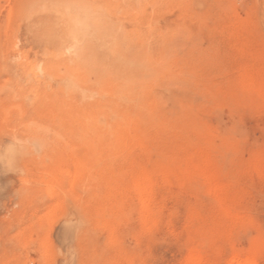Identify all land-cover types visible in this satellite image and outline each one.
I'll return each mask as SVG.
<instances>
[{"label": "rangeland", "instance_id": "obj_1", "mask_svg": "<svg viewBox=\"0 0 264 264\" xmlns=\"http://www.w3.org/2000/svg\"><path fill=\"white\" fill-rule=\"evenodd\" d=\"M58 2L0 0V264H264V0Z\"/></svg>", "mask_w": 264, "mask_h": 264}, {"label": "bare ground", "instance_id": "obj_2", "mask_svg": "<svg viewBox=\"0 0 264 264\" xmlns=\"http://www.w3.org/2000/svg\"><path fill=\"white\" fill-rule=\"evenodd\" d=\"M55 1H56V0H55ZM58 1H59V0H58ZM60 1H61V0H60ZM73 1H74V0H72V3H73ZM86 1H87V0H86ZM110 1H112V0H110ZM119 1H120V0H119ZM121 1H124V0H121ZM140 1H142V0H140ZM38 2H39V0H38ZM79 2H80V1H79ZM88 2H89V1H88ZM128 2H130V1H128ZM138 2H139V0H138ZM54 3H55V2H53V4H54ZM59 3H61L62 6L65 7V4H63V3H64V0H62V2H58L57 6L59 5ZM65 3H66V2H65ZM72 3L69 4V5H72V6H73ZM74 3H75V2H74ZM81 3H82V2H81ZM66 4H67V3H66ZM83 4H84V3H83ZM83 4H82V5H83ZM89 4H90V3H89ZM158 4H159V6H161L160 3H158ZM87 5H88V4H87ZM96 5H97V4H96ZM156 5H157V2H156ZM52 6L54 7L55 5H52ZM78 6H79V5H78ZM94 6H95V5H94ZM117 6H119V5H117ZM117 6L114 7V8H117V9H118ZM126 6H128V5H126ZM143 6H144V5H143ZM45 7H46V6H45ZM55 7H56V6H55ZM58 7H59V6H58ZM66 7H67V6H66ZM73 7H74V6H73ZM73 7H72V8H73ZM83 7H84V6H83ZM92 7H93V4H92ZM92 7L90 6V8H92ZM141 7H142V5H141ZM156 7H157V6H156ZM88 8H89V7H88ZM88 8L86 7V8H84V9L87 10ZM97 8H98V7L96 6V9H97ZM112 8H113V7H112ZM128 8H129V6H128L127 8H125V9L123 8V10H129V11H130V9H128ZM130 8H132V7H130ZM144 8H145V7H144ZM53 9H54V8H53ZM62 9H63V8H62ZM69 9H70V7H69ZM75 9H80V8H76V7H75ZM84 9H83V10H84ZM94 9H95V8H94ZM94 9H93V10H94ZM98 9H99V8H98ZM101 9H103V7H101ZM132 9H134V7H133ZM135 9H137V8L135 7ZM135 9H134V10H135ZM37 10H38V9H37ZM57 10H58V9H57ZM57 10H56V11H57ZM64 10H65V9H64ZM64 10H63V11H64ZM73 10H74V9H73ZM83 10H82V11H83ZM104 10H105V9H104ZM141 10H142V8H141ZM56 11H55V12H56ZM63 11H62V12H63ZM70 11H71V10H70ZM82 11H80V12H82ZM105 11H106V10H105ZM132 11H133V10H132ZM132 11H131V12H132ZM139 11H140V10H139ZM143 11H144V10H143ZM9 12H10V11H9ZM62 12H61V13H62ZM76 12H78V10H76ZM80 12H79V13H80ZM85 12H87V11H85ZM88 12L91 13V12H94V11H91V10H90V11H88ZM113 12H114V11H113ZM124 12H125V11H124ZM127 12H128V11H127ZM131 12H130V13H131ZM141 12H142V11H141ZM6 13H7V12H6ZM56 13H57V12H56ZM67 13H68V12H67ZM71 13H72V12H71ZM74 13H75V12H74ZM107 13H108V12H107ZM114 13H115V12H114ZM139 13H140V12H139ZM139 13H137V14H139ZM142 13H144V12H142ZM65 14H66V13H65ZM108 14H109V13H108ZM110 14H111V13H110ZM121 14H122V13H121ZM126 14H127V13H126ZM59 15H60V14H59ZM68 15H69V13H68ZM68 15H67V16H68ZM71 15H73V14H70V16H71ZM76 15H78V14H76ZM96 15H97V14H96ZM111 15H112V14H111ZM111 15H110V16H111ZM118 15H119V14H118ZM131 15H132V14H131ZM67 16H65V18H66ZM79 16L81 17V15H79ZM115 16H116V15H115ZM125 16H126V15H125ZM148 16H149V15H148ZM8 17H9V16H8ZM68 17H69V16H68ZM68 17H67V18H68ZM74 17H75V16H74ZM83 17H84V16H82V18H83ZM89 17H90V16H89ZM89 17H88V18H89ZM96 17H97V16H96ZM99 17H100V16H99ZM99 17H98V18H99ZM116 17H117V16H116ZM126 17H127V16H126ZM129 17H130V14H129ZM63 18H64V17L62 16V19H63ZM76 18L79 19L78 16H76ZM103 18H104V16H103ZM105 18H106V17H105ZM113 18H114V17H113ZM113 18L111 17V19H113ZM135 18H136V17H135ZM70 19H71V18H70ZM78 19H76V20H78ZM96 19H97V18H96ZM96 19H95V21H96ZM101 19H102V18H100V20H101ZM115 19H116V18H115ZM67 20L69 21V19H67ZM72 20H74V19H72ZM105 20H106V19H105ZM105 20H103V21H98V20H97V22H99V25H97V26H98V27H97L98 29L100 28L99 26H101V24H100L101 22H103V24H105L104 22H108L110 19L108 20V18H107L108 21H107V20L105 21ZM120 20H121L120 22H122V18H121ZM123 20H124V19H123ZM126 20H127V19H126ZM133 20H134V19L132 18V19H130L129 22H131V21H133ZM68 21H67V22H68ZM74 21H75V20H74ZM136 21L138 22V19H136ZM64 22H65V21H64ZM71 22H72V21H71ZM76 22H78V21H76ZM88 22H90V21H88ZM97 22H96V23H97ZM120 22H119V23H120ZM127 22H128V20H127ZM129 22H128V23H129ZM134 22H135V21H134ZM93 23H94V22H93ZM109 23H111V21L108 22V23H106L105 25H107V24L109 25ZM124 23H125V22H124ZM65 24H66V23H65ZM67 24H68V23H67ZM67 24H66V25H67ZM69 24H70V23H69ZM114 24H115V23H114ZM125 24H126V23H125ZM132 24H133V26H134V24H139V23H132ZM140 24H141V23H140ZM90 25H91V23H89V27H90ZM111 25H113V24H111ZM111 25H109V26L112 27ZM116 25H117V23H116ZM116 25H115V26H116ZM129 25H130V23H129ZM129 25H128V26H129ZM68 26H69V25H68ZM91 26H92V25H91ZM102 26H103V25H102ZM102 26H101V28H100L101 30H103V29L106 30V31L108 30V29H105V27L103 28ZM119 26H121V27L123 28L122 24L119 25ZM135 26H136V25H135ZM85 27H86V26H85ZM95 27H96V26H95ZM107 27H108V26H107ZM113 27H114V26H113ZM121 27H120V28H121ZM138 27H140V26H138ZM102 28H103V29H102ZM122 28H121V29H122ZM127 28H128V27H127ZM129 28H130V27H129ZM129 28H128V30H129ZM133 28H134V27H133ZM133 28H132V29H133ZM136 28H137V27H136ZM141 28H142V27H141ZM68 29H69V28L67 27V29H65V30H68ZM91 29H92V28H91ZM100 29H99V30H100ZM110 29H112V28H110ZM110 29H109V31H111ZM114 29H115V28H114ZM123 29H124V28H123ZM123 29H122V30H123ZM130 29H131V28H130ZM65 30H64V33H65ZM69 30H71V29H69ZM81 30H82V29H81ZM84 30L87 31V30H89V28L84 29ZM99 30H96V28H95L94 31H95V32H98ZM101 30H100L99 32H101ZM122 30H121V33H122ZM139 30H140V29H138V31H139ZM94 31H93L92 33H94ZM106 31H105V33L108 34L109 32H106ZM112 31H113V30H112ZM116 31H117V30L115 29V33H119L118 31H117V32H116ZM125 31H126V30H124L123 33H125ZM133 31H135V33L133 32L135 35H136V33L138 32V31L136 32V29H135V28H134ZM7 32H8V31H7ZM67 32H68V31H67ZM82 32H83V31H82ZM89 32H91V31H89ZM130 32H131V33H130ZM130 32H129L130 34H133L131 30H130ZM68 33H69V32H68ZM70 33H71V32H70ZM70 33H69L68 35H67V34H64V35L69 36ZM86 33H88V32H86ZM92 33H91V37L93 36L94 38H96V37L94 36V34H92ZM103 33H104V32H103ZM103 33H102V35H100V36L97 35V36H99L100 38H101V36L104 37L105 35H104ZM7 34H8V33H7ZM96 34H97V33H96ZM100 34H101V33H100ZM107 34H106V35H107ZM134 34H133V35H134ZM83 35H84V34H83ZM110 35L113 36V33H112V34L110 33ZM6 36H7V35H6ZM78 36H79V34H78ZM78 36H76V37H78ZM112 36H111V38H112ZM76 37H75V35H74V38H73V39H75ZM106 37L109 38L110 36H109V37L106 36ZM125 37H126V36H125ZM128 37H131V36H128ZM65 38H66V36L64 37V39H65ZM85 38H87V37L84 36L83 39H85ZM119 38H122V39H123V37H119ZM131 38H132V37H131ZM131 38H130V39H131ZM61 39L64 40L63 38H61ZM87 39H89V38H87ZM101 39H102V38H101ZM105 39H106V38H105ZM113 39L115 40L114 36H113ZM122 39L119 40V43H120V41H121ZM125 39H127V38H125ZM68 40H69V39H68ZM80 40H81V39H80ZM85 40H86V39H85ZM85 40H83V41H85ZM89 40H90V39H89ZM95 40H96V39H95ZM103 40H104V38H103ZM103 40H102V41H103ZM106 40H107V39H106ZM111 40H112V39H110V42H112ZM114 40H113V41H114ZM116 40L118 41V37L116 38ZM116 40H115V41H116ZM136 40H137V39H136ZM65 41H66V40H65ZM86 41H87V40H86ZM100 41H101V40H100ZM134 41H135V40H134ZM63 42H64V41H63ZM63 42H62V43H63ZM90 42H91V41H90ZM90 42H89V43H90ZM96 42H97V40H96ZM96 42H95V43H96ZM103 42H104V41H103ZM140 42H141V41H140ZM140 42H139V43H140ZM64 43H66V42H64ZM64 43H63V44H64ZM79 43H80V42H79ZM84 43H85V42H84ZM115 43H116V42H115ZM115 43H114V44H115ZM71 44H72V43H71ZM71 44H70V45H71ZM98 44H99V43H98ZM112 44H113V43H110V44H108V45H112ZM114 44H113V45H114ZM123 44L125 45V42H124ZM130 44H133V43H130ZM70 45H69V46H70ZM81 45H83V43H81ZM81 45L76 46L75 48L82 47ZM88 45H89V44H88ZM103 45H104V44L101 43V44H100V47H101V46L103 47ZM115 45H116V44H115ZM120 45H122V43H121ZM120 45L118 44V46H120ZM143 45H144V44H143ZM61 46H62V45H61ZM65 46H66V45H65ZM67 46H68V44H67ZM84 46H85V45H84ZM86 46H87V45H86ZM86 46H85V47H86ZM126 46L128 47V45H126ZM141 46H142V44H141ZM90 47H91V46H90ZM106 47H107V46H106ZM109 47H110V46H109ZM111 47H112V46H111ZM113 47H114V46H113ZM124 47H125V46H123V48H124ZM55 48H56V47H55ZM71 48H72V47H71ZM123 48H122V49H123ZM137 48H138V47H136L135 50H132V49H131L132 52H133V53H132V52H131V53H132L134 56H135V54H136L135 52H137V50H138ZM66 49H67V48H66ZM68 49L70 50V48H68ZM80 49H81V48H80ZM100 49H101V48H100ZM100 49H99V50H100ZM105 49H106V51H107V49H109V48H105ZM105 49H103V50H105ZM111 49H113V48H111ZM111 49H110V50H111ZM117 49H118V47H117ZM133 49H134V48H133ZM136 49H137V50H136ZM141 49H142V47H141ZM73 50H75V49L73 48ZM76 50H78V49H76ZM131 50H129V51H131ZM55 51H56V49H55ZM61 51H62V50H61ZM63 51H64V50H63ZM81 51H82V50H81ZM106 51H104V52H106ZM116 51H117V50H116ZM118 51H119V50H118ZM121 51L123 52V50H121ZM125 51H126V50H125ZM134 51H135V52H134ZM142 51H143V49H142V50L139 49L138 52H142ZM58 52H60V51L58 50ZM75 52H76V51H75ZM79 52H80V51H79ZM82 52H83V51H82ZM86 52H87V51H86ZM101 52H102V50H101ZM143 52H144V51H143ZM62 53H65V51H64V52H61V54H62ZM80 53H81V52H80ZM83 53H84V52H83ZM107 53H108V52H107ZM109 53H110V51H109ZM117 53H118V52H117ZM119 53H121V52L119 51ZM124 53H126V52H124ZM128 53H130V52L127 51L126 54H128ZM131 53H130V54H131ZM134 53H135V54H134ZM110 54H111V53H110ZM121 54H123V53H121ZM121 54H120V55H121ZM130 54H129V55H130ZM132 54H131V55H132ZM140 54H142V53H139V55H140ZM77 55H78V54H77ZM96 55H97V54H96ZM120 55H119V57H122V55H121V56H120ZM133 55H132V57H127V56H125V57H123V58H120V62H121L120 65H122V66L126 69V71H128V73H129L130 75H137V74H139V73L142 74V73H143V65H142L141 59H139V57L141 58V56L144 55V53H143L141 56H138V53L136 54L137 56H135V57H133ZM80 57H81V56H80ZM106 57H107V56H106ZM82 58H84V57H82ZM107 58H108V57H107ZM142 58H144V57H142ZM80 59H81V58H80ZM84 59H86V58H84ZM101 59H102V58H101ZM114 59H115V58H114ZM116 59H118V58H117V55H116ZM89 60H90V59H89ZM95 60H96V59H95ZM106 60H107V59H106ZM109 60H110V62H111L113 59L111 58V59H109ZM98 61H99V60H98ZM152 61H154V60H152ZM156 61H157V60H156ZM58 62H59V61H58ZM112 62H113V61H112ZM67 64H68V63H67ZM91 64H92V62H91ZM117 64H119V63L116 62V63H114L113 65H117ZM103 65H104V64H103ZM103 65H102V66H103ZM108 65H109V64H108ZM108 65H107V66H108ZM111 65H112V64H111ZM150 65H151V64H150ZM59 66H60V65H59ZM67 66H68V65H67ZM87 66H88V65H87ZM93 66H95V65L93 64ZM145 66H147V65L144 64V67H145ZM56 67H57V66H56ZM109 67H110V66H109ZM115 67L120 68L118 65L115 66ZM58 68H59V67H58ZM63 68H64V67H63ZM75 68H76V67H75ZM106 68H107V67H106ZM118 68H117V69H118ZM121 68H122V67H121ZM147 68H148V66L146 67V69H147ZM103 69H105V68H103ZM112 69H113V68H112ZM112 69H111V70H112ZM150 69H152V67H151ZM150 69H147L148 72H151V71H149ZM67 70H68V69H67ZM71 70H72V69H71ZM98 70H99V69H98ZM115 70H116V68H115ZM115 70H114V71H115ZM30 71H31V70H30ZM81 71H82V70H81ZM95 71H96V70H95ZM112 71H113V70H112ZM112 71H111V72H112ZM118 71H119V70H118ZM118 71H117L116 73H120V72H118ZM121 71L123 72V70H121ZM126 71H125V72H126ZM141 71H142V72H141ZM33 72H34V71H33ZM106 72H107V71H106ZM90 73H91V72H90ZM128 73H127V74H128ZM151 73H152V72H151ZM98 74H99V73H98ZM109 74H110V72H109ZM127 74L124 73V76L127 75ZM129 74H128V75H129ZM149 74H150V73H149ZM102 75H103V74H102ZM119 75H120V74H119ZM121 75H123V74L121 73ZM143 75H144V74H143ZM143 75H141V77H142ZM105 76H107V75H105ZM124 76H123V77H124ZM114 77H115V76H114ZM114 77H113V78H114ZM119 77H120V76H119ZM123 77H122V78H123ZM132 77H133V76H132ZM138 77H139V76H138ZM102 78H103V77H102ZM105 78H106V77H105ZM124 78H126V77H124ZM124 78H123V79H124ZM114 79H115V78H114ZM117 79H118V77H117ZM119 79H121V78H119ZM136 79H137V78H136ZM140 79H141V78H140ZM143 79H144V78H143ZM143 79H142V80H143ZM147 79H149V78H147ZM125 80H130V79H127V78H126ZM131 81H132V80H131ZM133 81H134V78H133ZM139 81L142 83L141 80H139ZM67 82H68V80H67ZM69 82H70V81H69ZM101 82H102V81H101ZM119 82H120V81H119ZM119 82H118V84H119ZM128 82H129V81H128ZM134 82H136V80H135ZM63 83H64V82H63ZM111 83H112V82H111ZM121 83H122V82H121ZM105 84H106V83H105ZM130 84H131V82H130ZM130 84L128 83V85H130ZM132 84H133V83H132ZM144 84H145V83H144ZM68 85H69V84H68ZM103 85H104V84H103ZM123 85H124V84H123ZM128 85H127V83H126L127 88H128ZM148 85H149V84H148ZM66 86H67V85H66ZM70 86H71V85H70ZM100 86H101V85H100ZM111 86H112V85H111ZM117 86H119V85H117ZM120 86H121V85H120ZM135 86H136V85H135ZM71 87H73V86H71ZM139 87H140V86H139ZM124 88H125V86H124ZM127 88H125V89H127ZM133 88H134V87H133ZM130 89H131V88H130ZM136 89L138 90V88L136 87L135 90H134L135 93L133 92L132 94H136V91H137ZM139 89H140V88H139ZM142 89H143V88H142ZM142 89H141V90H142ZM118 90H119V89H118ZM120 90L123 91V89H120ZM120 90H119V91H120ZM127 90H129V89H127ZM116 91H117V90H116ZM130 93H131V92L129 91V93H126V94H130ZM132 94H130V95L133 97ZM137 94H138V93H137ZM120 95H121V94H120ZM123 95H124V94H123ZM123 95H122V96H123ZM130 95H128V96H130ZM131 96H130L129 98H131ZM134 96H135V95H134ZM141 97H142V96H141ZM124 98H126L127 100L129 99V98H127V95H124ZM135 98H136V97H135ZM131 99H133V98H131ZM131 99H130V100H131ZM141 99H142V98H141ZM134 100H135V99H134ZM142 100H143V99H142ZM143 101H144V100H143ZM148 101H149V100H148ZM95 106H96V105H95ZM114 106H115V105H114ZM148 106H149V105H148ZM111 107H112V106H111ZM111 107H110V108H111ZM148 108H149V107H148ZM82 109H83V108H82ZM99 109H100V108H99ZM111 109H112V108H111ZM126 109H128V108H126ZM145 109H146V108H145ZM101 110H103V109H101ZM93 111H94V110H93ZM93 111H92V112H93ZM95 111H96V110H95ZM95 111H94V112H95ZM145 111H147V110H145ZM102 112H103V111H102ZM88 113H89V111H87V112L85 113V115H84V112H83L84 117H86V114H88ZM99 113H100V112H99ZM112 113H113V112H111V114H112ZM121 113H122V112H121ZM123 113H124V112H123ZM89 114H90V113H89ZM109 114H110V113H109ZM94 115H95V116H94V118H95L97 115H96V114H94ZM126 115H127V114H126ZM124 116H125V115H124ZM84 117H83V118H84ZM87 117H88V118H87ZM87 117H86V119H89V120L93 118V117H91V116H89V115H87ZM111 117H112V116H111ZM79 118H82V117H79ZM83 118H82V119H83ZM97 118H98V117H97ZM97 118H95V119H97ZM112 118H113V117H112ZM95 119H93V121H94ZM84 120H85V119H83V121H84ZM89 120H87V121L85 120L86 123L89 122ZM85 121H84V124H85ZM81 122H82V121H81ZM81 122L79 121L80 124H81ZM90 123H91V120H90L89 124H90ZM95 123H96V122H95ZM95 123H94V124H95ZM114 123H115L114 125H116V124L118 125V124H119V123H116V122H114ZM125 123H126V122H125ZM87 124H88V123H87ZM89 124H88V126H89V128H90V125H89ZM91 124H92V123H91ZM159 124H160V123H159ZM85 125H86V124H85ZM83 126H84V125H83ZM88 126H87V127H88ZM96 126H97V124H96ZM96 126H95V127H96ZM160 126H162V125H160ZM81 127H82V126H81ZM91 127H92V126H91ZM82 128H83V127H82ZM84 128H85V126H84ZM84 128H83V129H84ZM97 128H98V129H97ZM97 128H95V131H96V129H97V133H98V130H100V127L97 126ZM101 128H102V127H101ZM112 128H113V127H112ZM160 128H161V127H160ZM163 128H164V127H163ZM115 129H117V128H115ZM84 130H87V129L85 128ZM89 130H90V129H89ZM117 130H118V129H117ZM95 131H94V132H95ZM101 131H102V130H101ZM83 132H85V131H83ZM86 132H87V131H86ZM90 132L92 133V131H90ZM90 132H89L88 134H90L91 137H92V134H91ZM118 132H119V131H118ZM125 132H126V131H125ZM128 132H129V131H128ZM102 133H103V132H102ZM84 134H85V133H84ZM100 134H101V133H100ZM100 134H99V135H100ZM90 135H89V136H90ZM99 135H98V136H99ZM121 135H122V134H121ZM127 135H128V134H127ZM84 136H85V135H84ZM98 136H97V137H98ZM102 136H103V137H102ZM91 137L89 138V140H91ZM93 138H95V137L93 136ZM99 138H104V135L101 134V136H99ZM99 138H98V139L96 138V139L99 140ZM96 139H95V141H94V140H92V141L97 142V145H98L99 143L101 144V141H96ZM125 139H126V137H125ZM125 139H123V140H125ZM135 140H138V139H135ZM144 140H145V139H144ZM127 141H128V140H127ZM94 142H92V144H93ZM98 142H99V143H98ZM88 144H89V143H88ZM90 145H91V143H90ZM90 145H89V146H90ZM97 145H96V147H97ZM93 146H95V145H93ZM91 147H92V146H91ZM96 147H95V148H96ZM100 147H101V146H100ZM91 149H92V148H91ZM122 149H123V148H122ZM92 150H94V149H92ZM73 151H74V150H73ZM73 151H72L71 153L74 155ZM89 151H90V150H89ZM89 151H88V152H89ZM121 151H122V150H121ZM93 152H94V151H93ZM71 153H70V154H71ZM98 153H99V152H98ZM72 154H71V155H72ZM75 154H76V153H75ZM57 155H60V153L57 154ZM64 155H65V154H64ZM71 155H70V156H71ZM73 155H72V156H73ZM65 156H67V155H65ZM68 157H69V156H68ZM74 157H76V155H75ZM80 157H81V156H79L78 158H80ZM92 157H93V156H92ZM97 157H98V156H97ZM118 157H119V156H118ZM57 158H58V157H57ZM71 158H73V157H71ZM71 158H69V159H71ZM78 158H75V159H78ZM58 159H59V158H58ZM73 159H74V158H73ZM73 159H71V160H73ZM75 159H74V160H75ZM80 159H81V158H80ZM59 160H60V159H59ZM116 160H117V159H116ZM57 161H58V160H57ZM67 161H68V160H67ZM67 161H66V163H68ZM75 161H76V160H75ZM83 161H84V160H83ZM59 163L61 164V160H60ZM59 163H58V164H59ZM63 164H65L64 161H63ZM63 164H62V165H63ZM69 164H70V162L68 163V165H69ZM100 164H101V163H100ZM72 165H73V163H72ZM74 165H75V163H74ZM74 165H73V166H74ZM76 165H77V166H75V167L80 168V170H81V167L84 166V163L81 162V160H80V161H77ZM56 166H57V165H56ZM58 166H60V165H58ZM69 166H70V165H69ZM86 166H87V165H86ZM182 166H183V165H182ZM60 167H61V166H60ZM70 167H72V166H70ZM75 167H74V168H75ZM84 167H85V166H84ZM74 168L72 169L73 171H71L70 169H67L66 167H63L62 170H63V171H66V170H67L70 174H75V173H73V172H75V171L78 172L79 170H78V169H75V170H74ZM58 169H59V167H58ZM62 170H61V171H62ZM55 171H60V170H55ZM105 171H106V170H105ZM184 171H185V170H184ZM180 172H181V171H180ZM58 173H59V172H58ZM100 173H101V172H100ZM140 173H141V172H140ZM78 174H79V173H78ZM86 174H87V173H86ZM142 174H144V173H142ZM60 175H61V174H60ZM68 175H69V174H68ZM56 177H58L57 174H56ZM60 177H61V176H60ZM60 177H58V178H60ZM72 177H74V176H72ZM76 178H78V177H76ZM131 178H132V177H131ZM63 180H64V179H63ZM65 180H66V179H65ZM93 180H94V179H93ZM69 181H70V180H69ZM74 181L76 182V179H74ZM67 182H68V181H67ZM60 183H61V182H60ZM68 183H69V182H68ZM72 183H74V182H71V185H72ZM152 183H153V180H152V178H151V174L145 172L144 175H141L140 177H136V178L133 179V181H132V183H131V189L133 190L134 194H138V195H141V194H142V195H143V193H145V191L147 192V189L151 188L150 185H151ZM88 184H89V183H88ZM69 185H70V183L68 184V187H69ZM71 185H70L69 188H72ZM89 185H90V184H89ZM86 186H88V185H86ZM89 187H90V186H89ZM215 187H216V186H215ZM88 189H89V188H88ZM90 189H91V188H90ZM85 190H86V189H85ZM149 190H150V189H149ZM89 191H90V190H89ZM89 191H87V192H89ZM94 191H95V190H94ZM91 193H92V192H91ZM97 193H98V192H97ZM94 194H95V192H94ZM128 194H130V193H128ZM138 195H135V196L137 197ZM144 195H146V193H145ZM147 195H148V194H147ZM129 196H130V195H129ZM149 196H150V195H149ZM138 197L141 198L142 196H141V197L138 196ZM138 197H137V199H138ZM93 198H94V197H93ZM104 198H105V197H104ZM114 198H115V197H114ZM148 198H150V197H148ZM124 199H125V198H124ZM131 199H132V198H131ZM137 199H136V200H137ZM146 199H147L146 196H145V198H144V197L142 198V200H146ZM91 200H93V199H91ZM142 200H141V204L143 203ZM115 202H116V201H115ZM97 204H98V203H97ZM137 204H138V202H137ZM138 205H140V204H138ZM146 205H147V202H146ZM101 207H102V206H101ZM140 207H141V206H140ZM101 209H102V208H101ZM101 209H99V211H100ZM104 209H105V208H103V211H104V213H106L105 211H107L108 208H106V210H104ZM139 210H141V209H139ZM147 210H148V209H147ZM229 210H230V209H229ZM97 211H98V210H97ZM109 211H110V210H109ZM109 211H108V212H109ZM112 211H113V210H112ZM227 211H228V210H227ZM227 211H226V212H227ZM100 212H101V211H100ZM147 212H148V211H147ZM95 213H96V212H95ZM95 213H94V215H95ZM98 213H99V212H98ZM140 213H141V212H140ZM102 214H103V212H102ZM108 214H109V213H108ZM99 215L101 216V213H100ZM139 215H140V214H139ZM141 215H142V214H141ZM96 216H97V215H96ZM100 216H97V218L100 217ZM94 217H95V216H93V218H94ZM101 217L103 218V215H102ZM148 217H149V216H148ZM231 217H232V215H231ZM145 218H146V217H145ZM234 218H235V217H234ZM99 219H100V218H98L97 220H99ZM108 219H109V217H108ZM108 219L106 218L107 221H108ZM150 219H151V218H150ZM86 220L89 221V219H86ZM93 220H94V219H93ZM104 220H105V219H104ZM234 220H235V219H234ZM99 221H100V220H99ZM105 222H106V221H105ZM147 222H148V221H147ZM100 223H102V222H100ZM68 224H69V223H68ZM68 224H66V226H68ZM107 224H109V221L107 222ZM110 226H111V225H110ZM63 228H64V227H63ZM59 231H60V230H59ZM256 244H257V243H256ZM48 245H49V244H48ZM48 245H47V247H48ZM58 247H60V246H58ZM43 248H45V247H43ZM64 248H65V247H64ZM59 249H60V248H59ZM47 250H48V249H47ZM49 250H51V247H50ZM49 250H48V251H49ZM60 250H61V249H60ZM62 250L64 251V249H62ZM52 251H53V250H52ZM56 251H57V250H56ZM65 251H66V250H65ZM67 251H68V249H67ZM67 251H66V252H67ZM43 252H44V251H43ZM60 252H61V251H60ZM66 252H65V253H66ZM251 252H252V251H251ZM251 252H250V253H251ZM48 253H49V252H48ZM54 253H55V252H54ZM56 253H58V252H56ZM56 253H55V254H56ZM65 253H64V254H65ZM246 253H247V252H246ZM248 253H249V252H248ZM250 253H249V254H250ZM49 254H50V253H49ZM51 254H52V253H51ZM51 254H50V255H51ZM60 254H61V253H60ZM60 254H59V256L62 255V254H61V255H60ZM249 254H247V255H249ZM251 254L253 255V253H251ZM251 254H250V256H251ZM198 255H199V254H198ZM47 256H48V255H47ZM51 256H52V255H51ZM51 256H50V257H51ZM54 256H55V255H54ZM59 256H58V257H59ZM63 256H64V255H63ZM63 256H62V257H63ZM199 256H200V255H199ZM250 256H249V257L246 256V258H243V259L237 260L235 264H254L253 260L251 259L252 257H250ZM50 257H48V258H50ZM51 258H52V257H51ZM196 259H198V258H197V257L193 258V261H194V260L196 261ZM202 259H203V258H202ZM49 260H50V259H49ZM195 261H194V262H195ZM194 264H195V263H194Z\"/></svg>", "mask_w": 264, "mask_h": 264}]
</instances>
